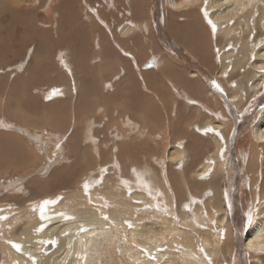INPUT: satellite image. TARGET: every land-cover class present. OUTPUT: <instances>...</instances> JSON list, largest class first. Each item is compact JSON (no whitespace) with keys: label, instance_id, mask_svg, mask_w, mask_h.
<instances>
[{"label":"rangeland","instance_id":"1","mask_svg":"<svg viewBox=\"0 0 264 264\" xmlns=\"http://www.w3.org/2000/svg\"><path fill=\"white\" fill-rule=\"evenodd\" d=\"M67 1L0 0V120L9 123L13 127L8 130L0 128V131L20 140L22 145L26 146L24 147L27 153L32 154L34 160V163H29L23 167L15 168L13 165L0 167V185H8L6 182L10 183L11 181L10 184L15 183L14 185L21 188L23 186L26 190L25 194L12 195L10 194L11 191L3 189L4 207H9L7 202L20 206L19 204L23 202L22 199L28 200L31 197H38L35 196L37 194L32 196L33 193H36V190L40 191L39 193L45 192L46 194L59 193V198L63 199L65 196L73 194L69 191L76 189L77 183L85 173L86 175L89 174L90 177L88 176V178L94 180L93 182H98V179H100V176L97 175L98 170L102 169L103 164L112 161L113 156L119 152L118 146L125 145L126 142L123 140H126L129 144L134 141L136 142L135 146H141V151L138 152L140 158L134 159L136 164H133L138 168V171L129 167L130 175L133 177H136L135 174L138 172V174L145 176L144 173L140 172V169L143 170L142 166H146L147 169L157 173L160 169L158 161H166L167 183L174 197V214L184 230L198 234L199 231H204L209 226L215 228V226H211L209 221L204 220L201 222L197 214L201 206L205 210V206L214 203L215 197L211 192V188L213 183L220 181V176L214 172L215 169L211 170L208 178H205L209 181L206 183L198 181L200 174L198 169L208 155L214 154L213 139L203 138L191 129L194 123L199 124L202 120L210 117V114L206 113L204 109V119L198 121L202 117L195 113L196 108L187 110L185 102L186 99H196L194 103L208 106L209 109L216 112L221 105L216 100L213 101L214 98L209 100L207 97L208 91L214 90L217 95H226L227 88L218 89L213 84L215 80H212V77L216 76L221 67L219 45H223V40L220 39V35H217V31L210 24L207 15L206 19L202 18L204 23H201L200 20L199 24L195 22L193 12L187 17H183L182 14L184 13L173 11L166 4V0H72V3L69 0L72 6H68ZM130 8L132 9L131 15L128 13ZM192 10L195 11L194 8ZM237 20L229 22H232L233 26ZM262 20L264 21V17L259 14L253 22L247 23L248 28L245 27V29L251 32L247 40L250 39L251 42H254L258 33L263 31L264 24H262ZM128 21L146 24L148 26L147 31L136 33L125 39L119 31L122 25ZM252 25H254V29H252ZM222 27L224 29L228 28L227 21L222 22ZM174 33H180V35L176 36ZM241 35L243 36V33ZM50 36H65V39L50 48V45H53ZM95 40L100 42L99 50L95 47ZM43 44H46V46L50 44L47 46L48 50L42 46ZM60 46L61 49H59ZM46 53H49V55ZM65 54L72 65V71L75 72L76 69L77 86L80 87L77 92L81 91L82 95L85 93L87 100L76 101V91L69 95L70 90H72V86L69 87L71 79L62 66L60 67L61 63L58 61ZM193 69L199 70L202 75L197 79H192L189 73ZM228 78H230V75L222 79L224 84ZM188 81H192V84ZM215 83L217 85L223 84L221 80L215 81ZM136 85H139L138 88L142 95L143 110L127 107L126 100L120 98L125 97V93H127L123 90L124 88L128 90V88H133ZM59 88H62V90L70 88V90L65 91L68 94V96L64 94L65 101L62 99L58 103L62 107L64 102H68L63 106L66 109L64 112L66 115L62 117L67 119L73 116L72 121L76 127L79 126L81 129L83 126L85 127L84 134L88 132V129H92L94 131L93 136L97 139L98 145L102 147L100 150L109 151L111 157L106 156L102 162L98 159L97 164L92 161L93 165H90V168L85 170L86 172L82 169L78 176H72L73 179L68 185L57 184L36 188L34 186L35 180H48L56 169L58 170L59 167L65 165L64 160L67 157L64 156V152L59 155L60 151L56 150L60 149L57 147L50 152L54 143L58 145L57 139L62 134L57 132L61 133V131L52 129L54 132H50L51 130L42 129L39 126V128L35 127L37 126L35 121L38 118L35 115L31 117V119L33 118V127L20 122L24 119V115L27 116V114L33 112L31 108L25 109L22 107V98L27 99L25 92L28 91L34 96V104L39 105V109H47L46 107L53 106L51 110H47L54 111L60 106H56L57 102L48 101L47 99H50V96L44 100L42 93L61 90ZM61 92L63 93V91ZM101 93L102 96H100ZM136 93L139 94L138 90H136ZM107 97H111L109 101ZM259 97L253 103L248 115L239 119L234 116L233 121H236V124L238 123L241 127L239 133L242 132L243 134L235 141L233 136L236 126L232 123L234 124L233 130L229 134L224 133L225 138H227L226 135L229 136L228 155L221 154L224 162L228 161L229 156L232 158L233 172L237 173L233 179L236 184H232L233 188L229 189V195L231 192L233 194L231 196L232 200L236 198L241 204L248 197L247 201L250 202L249 214L251 216L257 213L259 204L264 202L260 194L258 196L261 198L257 197L253 201L252 181L249 177L251 173L248 166L250 159L256 160L258 158L260 162L263 160L261 158V147L254 150L251 146L249 141L250 130L247 129L253 121L254 115L264 108V92ZM74 100L76 106L81 103L82 113L75 112L78 108L74 109ZM29 102L31 103V101ZM71 103H73L72 106ZM102 107L104 108L102 109ZM106 108H108V112ZM71 109L72 111H70ZM101 109L106 112H102ZM118 109L120 110L118 111ZM190 110L193 115H190V113L185 115V111L189 112ZM59 112H61V109ZM9 117L12 119L11 121H8ZM23 127H25L26 132L16 130L18 128L23 129ZM243 127L246 130H243ZM178 128L180 129L177 131ZM62 133L64 134V132ZM66 134L69 136L70 132L68 133L67 130ZM214 134L213 131L211 133L205 132L203 135L210 136ZM44 138L48 139L45 142L46 145L38 141H46ZM232 140H234L233 143ZM178 141L183 142V147H187V156L182 160V163L170 162L169 153ZM194 141H198L201 146ZM40 145L43 150L38 153L35 147ZM65 145L66 143L63 142L60 147L64 149ZM256 152H259L258 157ZM37 155H39L38 160H36ZM57 160L58 162L54 163ZM129 160L133 161V159ZM242 160L245 166L240 169ZM212 162L214 163L215 159ZM7 164L5 163V165ZM109 165L115 169L114 164ZM138 165L142 166L138 167ZM110 166H108L107 174L110 177H115V173L111 172ZM216 167L220 169L218 161ZM121 173L123 174V169ZM127 173L128 171L125 170L124 175ZM239 176L246 178H244V185L240 184L241 178ZM152 180L157 182L153 176ZM127 181L133 184L135 180L127 179ZM220 183H223V181H220ZM162 185H159L160 188L158 189L160 190L158 192L162 191L159 197L163 198L166 196L163 187L167 186L163 179ZM229 185L228 182V187ZM205 187L209 189L208 194L203 191ZM117 188L120 190L118 186ZM77 191L80 192V187L74 193ZM134 203L139 202L134 201ZM139 207L142 208L139 209ZM139 207L137 209L142 213L139 212L136 217L140 219L141 224L148 223L150 220L156 219V216L168 213L171 210L168 203H165L163 199L161 202L156 201L155 204L146 201ZM182 213H186L185 221L181 217ZM239 216L241 220L246 218L244 212L242 215L240 213ZM129 224L130 221L126 225L128 230H131ZM221 231L226 232L224 229ZM222 236L224 240V233ZM109 239H111V236ZM113 239L112 236L110 241L113 242ZM242 242L236 245L234 254L237 256H235L234 262L237 264H264V253L256 257L257 259L253 258L249 253L244 252ZM106 243L109 244V249L104 252L103 263L101 264H116L117 260L121 264L123 254H125L123 257L125 259L129 256L127 259L130 264H137L134 258L141 260H145L146 257L149 258V255L143 253L140 247L129 243L126 237L119 239L118 242L114 240L113 245L108 240L103 243L101 241L95 242L89 258L93 259L97 247L100 250V244L107 245ZM195 243H197L196 239ZM113 247L115 248L117 260H114L108 254ZM181 247L184 248L180 245ZM146 249L147 246L142 250L146 252ZM201 249L202 247L199 246V252L196 254L198 259L204 260L205 264H209V261H211V264H216L214 257H211L205 250L202 252ZM103 251L100 250L101 255ZM142 263L144 264V262ZM142 263L138 262V264Z\"/></svg>","mask_w":264,"mask_h":264},{"label":"bare ground","instance_id":"2","mask_svg":"<svg viewBox=\"0 0 264 264\" xmlns=\"http://www.w3.org/2000/svg\"><path fill=\"white\" fill-rule=\"evenodd\" d=\"M70 2L72 3V0H70ZM70 2L69 0L67 1L68 6H72ZM166 4L173 11L184 13L182 14L183 17H187L193 12L195 15V22L199 24L200 20L201 23H204L202 18L206 19L207 15L210 24L213 26L214 30L217 31V35H220V39L223 40V45H219V62L221 63V67L216 76L212 77V80H221V83H223L222 79L230 75V78L226 80L227 83L225 82V84L228 85L223 83V86L219 85L218 88H227L226 95H217L214 90L208 91L207 94L209 100L214 98L213 101L216 100L219 102L221 107L218 109L216 108V112H213L208 106H201L199 103H194L196 99L185 100L186 109L192 110L195 107V113L202 117L198 121L204 119V109L206 113L210 114V117L202 120L199 124L194 123L191 129L203 138L207 137L213 139L212 145L214 154L208 155L198 169V172H200L198 181L205 183L209 181L205 178H208L211 170L215 169L214 172L220 176V181H223V183H220V181L213 183L211 192H213L215 197L214 203L205 206V210H203V206H201L197 214L201 222L204 220L207 222L209 221L211 226H215V228L209 226V228H206L204 231H199L198 234L184 230L180 226L178 219L176 220L174 214V197L167 183L168 171L165 169L166 161H158L160 169L157 173L141 165L143 170L139 168L140 172L144 173L145 176L138 174V172L135 174L136 177H133L130 175V168L138 171V168L134 166L136 164L134 159L140 158L138 152L141 146H135L134 144H136V142L134 141H132L133 144H129V142L123 140L126 144L118 146L119 152L113 156L112 161L103 165L101 164L102 169H99L97 172V175L100 176L98 182H93L94 180L92 181L88 178L89 174L86 175L85 173L86 176L84 175L77 183L76 189L80 187V192L77 191L74 193L76 189H72L69 193L73 194L67 195L63 199L59 198V193L46 194L45 192L39 193L40 191L36 190V193H33L32 196L37 194L35 196L38 197H31L28 200L22 199L23 202L19 204L20 206H16L13 203L15 207L12 203L7 202L9 203V207H4V200H2L4 196L2 192L3 189L11 191L10 194L12 195L19 193L25 194L26 190L23 186L21 188L14 185L15 183L10 184L11 181L10 183L6 182L8 185H3L4 187L0 185V264H101L103 263L104 252L109 249V244H100V250H104L102 255L97 247V251L94 252V258L90 259L89 254L95 246V242L101 241L103 243L108 240V242H111L113 245L114 240L118 242L119 239H124L125 237L129 243L135 244L134 246L140 247L143 253L149 255V258L146 257L145 260L134 258L137 264L138 262H144V264H205L204 260L198 259L196 256L197 252H199V246L211 257H214L216 264H237L234 262V258L237 256L234 253L236 245L241 241H243L242 244H240L244 252L249 253L251 257L256 258L264 253V202L259 204L257 213L251 216V220L249 221L250 202L248 203L247 201V195H245L247 198L244 197L245 201L242 204L238 199L236 200V198L232 200L231 196L233 194L231 192L229 195V189L233 188L232 184H236L233 179L237 174L233 172L234 165L232 163V158L229 156L228 161H226L227 165L221 158L222 153L228 155L229 152V136L226 135L227 138H225L224 133L229 134L230 131L233 130L235 124L234 140L236 141L238 137L240 138L243 134L242 132L239 133L241 127H239L238 123H235L236 121H233L234 116L239 119L248 115L255 100L259 99L261 93L264 92V71H261V69H264V27H262L263 31L258 33L254 42H251L250 39L247 40L251 32L245 29V27L248 28L247 23L253 22L259 14L264 17V0H166ZM193 8L195 11L192 10ZM131 10L130 8L128 11L130 15L132 14ZM235 19L238 20L234 22L235 24L232 26V22L229 21ZM177 21L179 22V19ZM223 21H227L228 28L224 29V27H222ZM262 24H264L263 20ZM147 27L146 24H137L128 21L122 25L119 32L120 35L126 39V37L129 38V36H133L136 33H142V31L143 33L146 32ZM175 27L177 28V26ZM252 29H254V25H252ZM242 33L243 36L241 35ZM177 34L178 33H174L176 36L180 35V33ZM64 37L65 36H50L49 38L53 45H48L52 48L55 44L64 41ZM95 41V47L99 50L100 42H97L99 40ZM46 44L42 46L46 47L48 50V45L46 46ZM59 49H61V46ZM47 55H49V53ZM41 57L43 58V56ZM58 61L61 63L60 67L62 66L65 73L71 79L69 87L72 86V90H70V88L66 89L67 91L70 90L69 95L73 91L74 93L76 91V101L87 100V95L85 93L82 95L81 91L77 92L80 90V87L77 86L78 79L76 69L75 72L72 71V65L67 59L66 54ZM189 75L192 79H197L202 74L199 70L193 69L190 71ZM188 82L192 84V81ZM214 85L216 86L217 84L215 83ZM138 87L139 85L133 88L127 87L128 90L124 88L123 90L127 91V93H125V97L120 98L126 100L125 103H127V107L135 110H143L144 103L141 100L142 95ZM59 89L61 90L43 92V99L46 100L45 98L50 96L51 98L47 100H51L52 103L57 102L56 106H60L61 104H58L61 102L60 100L64 99L65 101L64 94L67 96L68 94L65 92L66 90H62V88ZM136 90H138L140 95L136 93ZM61 91H63V93ZM25 94L27 99L25 97L22 98V107L25 109L31 108L33 112L27 114V116L24 115V119L20 122L26 126L33 127V118L31 119V117L35 115L38 116L35 121L37 126L35 127L51 130L50 132H54L52 129L61 131V133L57 132L58 134H62L60 135L61 137L57 139L58 145L54 143L50 152L57 147L60 149L56 150L60 151L59 155L64 152V156L67 157V159L64 160L65 165L59 167L58 170L56 169L48 180H35L34 186L36 188L48 185L55 186L57 184L68 185L73 179L72 176H78L82 169L85 171L87 168H90L89 166L93 165L92 161L94 164H97L99 160L102 162L106 156H110L109 151L100 150L102 147L98 145L97 139L93 136L94 131H92V129H88V132L84 134L83 131L85 127L83 126L82 129L79 126L76 127L75 123L72 121L73 116L67 119L63 118L66 115L64 114L66 109L63 108V106L68 102H64L62 107L60 106L54 111H48L51 110L53 106L46 107L48 110L45 108L39 109V105L36 103V105L34 104V96L28 91L25 92ZM100 96H102V93ZM110 98L111 97H107L108 101ZM75 100L74 109L78 108L75 112H78V114L79 112L82 113L81 103L76 106ZM29 101H31V103ZM72 105L73 103H71V106ZM103 108L104 107H102V109ZM120 108L123 109L122 107ZM60 109L61 112H59ZM89 110L88 108V111ZM106 110L108 112V108H106ZM119 110L120 109H118V111ZM70 111H72V109ZM174 111L176 110L174 109ZM190 111H185V115L187 113L193 115L192 111ZM102 112L106 111L102 110ZM11 120L12 119L9 117L8 121ZM0 123H2L0 128H5L7 130L13 128L12 125L5 121L0 120ZM71 129H73V131H71ZM179 129L180 128H178L177 131ZM247 129L250 130L249 141L251 146L254 150L261 147V158H263L261 162L258 161V158H256V160L250 159V164L248 165L249 172L251 173L249 177L252 181L251 191L253 194V201L257 199V197H260L258 194H260L264 200V108L254 115V119ZM16 130H22L21 132H23L25 131V127ZM67 130L68 133L70 132L69 136L66 134ZM243 130L246 129L243 127ZM204 131L208 133L214 131L215 134L205 136L203 135L205 133ZM62 132H64V134ZM13 137L14 136L8 133L0 131V167L13 165L15 168H18L19 166L23 167L27 166L29 163H34L32 154L30 155V153H27L25 150L26 146L22 145L20 140ZM44 139L46 141L37 140L39 143L46 145L45 142H47L48 139ZM234 140H232V143ZM63 142L66 143L64 149L60 147ZM194 142L197 143L198 141ZM182 143L181 141L175 143L177 145L174 146L169 153L168 158L170 162L175 161L182 163V160L186 158L188 150L187 147H183ZM197 144L200 145L199 142ZM40 147L42 146L35 147L38 153L43 150V147ZM37 151L35 152L37 153ZM93 153L95 154L92 155ZM128 155L130 156L128 157ZM256 155L258 157L259 152H256ZM36 157V160H38L39 155ZM129 159H133V161ZM214 159L215 162L213 163L212 161ZM67 160L69 162H66ZM217 161L220 165V169L216 167ZM56 162H58V160L54 163ZM5 163L8 164L5 165ZM111 163L114 164L115 169L109 165ZM108 166H110L111 172L115 173V177H110L107 174ZM141 166L138 165V167ZM244 166L242 160L240 169H243ZM122 169L123 174L121 173ZM125 170L128 171L126 175H124ZM152 176L157 182L152 180ZM126 178L135 181L131 184ZM240 178V184L244 185L245 177ZM162 179L167 185L165 188L163 187L166 193V196L163 198L161 196L159 197L162 191L158 192V190H160L158 189L160 188L159 185L163 186ZM228 182L231 185H229V187ZM86 183L88 184L87 190H85L84 187ZM117 186L120 190H118ZM21 190L22 192H20ZM203 191L208 194V187H205ZM57 198H59L58 202L54 205H48L46 212L43 217H41V202L44 200H57ZM162 199L165 203H168L171 210H169L168 213L156 216V219L150 220L148 223L141 224L139 222L140 219L136 217L138 213L141 212L137 208L146 201L155 204L156 201L161 202ZM134 201L139 203H134ZM200 201H202V199H200ZM140 208L142 207H139V209ZM243 212L246 218L241 220L239 215L240 213L242 215ZM60 213L64 215L62 216ZM185 214L186 213L181 214L183 221L186 219ZM64 216L69 217V219H65ZM105 217H107V219H105ZM129 221L132 225L131 230H128V226L126 225ZM41 228L43 230H40ZM81 229H84V231ZM223 229L226 230V232H222L221 230ZM223 233L225 235L224 240L222 236ZM110 236L111 239L113 236V242L110 241ZM195 239L197 243H195ZM45 241H55V243L46 244L44 243ZM14 243L21 246L19 252L12 246ZM179 244L184 248H180ZM146 246L147 249L145 252L142 249L146 248ZM108 254L110 257H113L114 260H117L114 247L109 250ZM124 255L125 254H123V257ZM123 257H121V264H130V261L127 259L129 256L126 257L128 261ZM116 264H119L118 260Z\"/></svg>","mask_w":264,"mask_h":264},{"label":"snow or ice","instance_id":"3","mask_svg":"<svg viewBox=\"0 0 264 264\" xmlns=\"http://www.w3.org/2000/svg\"><path fill=\"white\" fill-rule=\"evenodd\" d=\"M261 71H264V69H261ZM213 84H215V81H213ZM216 87L217 88H219V85H216ZM0 126H2V123H0ZM85 190H87V188H88V184L86 183L85 184ZM58 200H59V198H57V200H44V201H42L41 202V207H40V215H41V217H43V215H44V213L46 212V210H47V206L48 205H54V204H56L57 202H58ZM187 207V206H186ZM60 215H64L63 213H60ZM64 218L65 219H69V217H67V216H64ZM105 219H107V217H105ZM251 220V215L249 216V221ZM129 227H132V225L131 224H129ZM40 230H43L42 228L40 229ZM82 231H84V229H81ZM44 243H46V244H54L55 243V241H45ZM18 252L21 250V246L19 245V244H13L12 245ZM201 251L203 252L204 250L203 249H201ZM209 264H211V261H209Z\"/></svg>","mask_w":264,"mask_h":264}]
</instances>
